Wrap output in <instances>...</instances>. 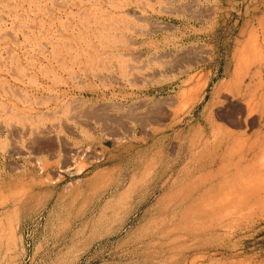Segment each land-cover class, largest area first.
Returning <instances> with one entry per match:
<instances>
[{"label":"rangeland","instance_id":"rangeland-1","mask_svg":"<svg viewBox=\"0 0 264 264\" xmlns=\"http://www.w3.org/2000/svg\"><path fill=\"white\" fill-rule=\"evenodd\" d=\"M0 121V264H264V0H0Z\"/></svg>","mask_w":264,"mask_h":264},{"label":"bare ground","instance_id":"bare-ground-1","mask_svg":"<svg viewBox=\"0 0 264 264\" xmlns=\"http://www.w3.org/2000/svg\"><path fill=\"white\" fill-rule=\"evenodd\" d=\"M96 35V34H95ZM10 88V87H9ZM9 96V95H8ZM10 111V110H9ZM6 112V111H5ZM2 119V118H1ZM0 123H1V121H0ZM8 123V122H7ZM4 127H5V125H4ZM6 128V127H5ZM11 129V128H10ZM70 164V163H69Z\"/></svg>","mask_w":264,"mask_h":264}]
</instances>
